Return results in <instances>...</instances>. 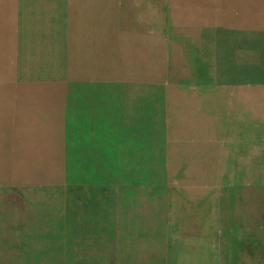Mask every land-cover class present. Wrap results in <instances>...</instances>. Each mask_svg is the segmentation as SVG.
I'll return each instance as SVG.
<instances>
[{"label":"rangeland","instance_id":"1","mask_svg":"<svg viewBox=\"0 0 264 264\" xmlns=\"http://www.w3.org/2000/svg\"><path fill=\"white\" fill-rule=\"evenodd\" d=\"M250 1L0 0V264H264L262 185L164 161L170 85L264 36Z\"/></svg>","mask_w":264,"mask_h":264},{"label":"crops","instance_id":"2","mask_svg":"<svg viewBox=\"0 0 264 264\" xmlns=\"http://www.w3.org/2000/svg\"><path fill=\"white\" fill-rule=\"evenodd\" d=\"M219 1L202 0L201 14ZM220 39L207 66L201 54L199 82L170 85L167 107L177 123L164 161L169 172L196 173L193 185L212 183L207 172H218L216 182L237 189L235 201L242 203L254 198L243 196L245 190L264 188V81L250 78L257 70L264 75V36L226 37L235 44L227 47L218 45Z\"/></svg>","mask_w":264,"mask_h":264},{"label":"bare ground","instance_id":"3","mask_svg":"<svg viewBox=\"0 0 264 264\" xmlns=\"http://www.w3.org/2000/svg\"><path fill=\"white\" fill-rule=\"evenodd\" d=\"M12 1H13V0H12ZM72 3H73V2H72ZM14 5H15V4H14ZM14 5H13V6H14ZM69 5H70V4H69ZM13 6H12V7H13ZM28 6H29V5H28ZM29 7H30V6H29ZM75 7H76V6H75ZM31 9H32V8H31ZM52 9H53V8H52ZM86 9L88 10V5H87V8H86ZM13 10H14V9H13ZM28 10H29V8H28ZM45 10H46V9H45ZM45 10H44V11H45ZM89 10H90V8H89ZM30 11H31V10H30ZM46 11H47V10H46ZM82 12H83V11H82ZM34 13H35V12H34ZM45 13H46V12H45ZM83 13H84V12H83ZM2 14H3V13H2ZM31 15H32V14H31ZM88 15H89V13H88ZM9 16H10V15H9ZM89 16H90V15H89ZM127 16H128V15H127ZM34 17H35V15H34ZM86 17H87V16H86ZM49 18H50V17H49ZM53 18H54V17H53ZM50 19H51V18H50ZM69 19H70V18H69ZM77 19H78V18H77ZM127 19H128V18H127ZM2 20H3V19H2ZM2 20H1V21H2ZM35 20H36V19H35ZM38 20H39V19H38ZM45 20H47V19H45ZM45 20H44V21H45ZM1 21H0V22H1ZM44 21H43V22H44ZM90 23H91V22H90ZM93 23H94V22H93ZM2 25H3V24H2ZM69 25H70V24H69ZM72 25H73V24H72ZM13 26H14V25H13ZM73 26H74V25H73ZM4 27H5V26H4ZM2 28H3V27H2ZM5 28H6V27H5ZM70 28H71V27H70ZM0 29H1V28H0ZM6 29H7V28H6ZM12 31H13V30H12ZM68 31H69V30H68ZM1 32H2V31H1ZM5 32H7V31H5ZM5 32H4V33H5ZM2 34H3V33H2ZM6 34H7V33H6ZM35 34H36V33H35ZM4 35H5V34H4ZM37 35H38V34H37ZM5 38L7 39L6 36H5ZM34 39H35V38H34ZM36 39H37V38H36ZM6 43H7V41H6ZM80 43H82V42H80ZM3 44H4V43H3ZM77 44H78V43H77ZM4 46H5V45H4ZM35 47H36V46H35ZM2 48H3V47H2ZM6 48H7V47H6ZM6 50H7V49H6ZM6 54H7V53H6ZM5 60H6V58L4 59V61H5ZM5 64H6V63H5ZM0 65H1V64H0ZM3 66H4V65H3ZM5 66H6V65H5ZM1 68H2V65H1ZM77 75H78V73H77ZM237 88H238V87H237ZM186 96H187V95H186ZM183 97H184V96H183ZM238 100H239V99H238ZM183 112H185V111H183ZM106 113H109V111H106ZM177 115H178V114H177ZM199 118H200V117H199ZM211 130H212V129H211ZM83 137H84V136H83ZM87 141H88V140H87ZM202 142H203V141H202ZM86 144H87V143H86ZM78 145H79V142H78ZM211 145H212V144H211ZM179 147H180V146H179ZM206 149H208V148H206ZM212 154H213V153H212ZM214 157H215V156H214ZM166 163H167V162H166ZM168 165H169V164H168ZM178 165H179V164H178ZM190 167H192V166H190ZM211 169H212V168H211ZM170 171H171V170H170ZM32 181H33V180H32ZM36 181H37V180H36ZM43 181H44V180H43ZM33 183H34V182H33ZM190 183H191V182H190ZM230 188H231V187H230ZM222 204H223V203H222Z\"/></svg>","mask_w":264,"mask_h":264}]
</instances>
